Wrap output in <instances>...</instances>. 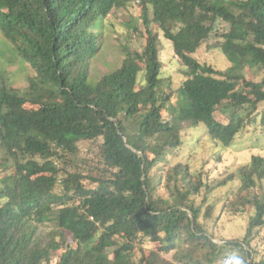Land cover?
<instances>
[{
    "label": "trees",
    "instance_id": "1",
    "mask_svg": "<svg viewBox=\"0 0 264 264\" xmlns=\"http://www.w3.org/2000/svg\"><path fill=\"white\" fill-rule=\"evenodd\" d=\"M134 3L120 63L95 75ZM220 22L229 68L196 56ZM0 31L31 71L19 88L0 70V264H264V156L218 176L167 158L185 121L224 146L258 119L264 132V0H0ZM218 205L244 216L243 236L211 233Z\"/></svg>",
    "mask_w": 264,
    "mask_h": 264
},
{
    "label": "rangeland",
    "instance_id": "2",
    "mask_svg": "<svg viewBox=\"0 0 264 264\" xmlns=\"http://www.w3.org/2000/svg\"><path fill=\"white\" fill-rule=\"evenodd\" d=\"M140 7L134 5L127 12L116 13L114 22L117 24V32L112 33V39L98 59L94 61L93 71L95 75H101L108 72L109 69L116 67L121 60V52L114 44L113 38H123L126 42L125 34H131L132 31L126 25V20L131 16L138 17ZM228 28L227 24L220 22L215 27V30L209 41L204 44L196 53V56L201 61H206L214 64L216 67L229 68L232 64L228 58L218 51L213 45L221 40V34ZM135 39L137 37H134ZM139 39V37H138ZM140 40V39H139ZM141 41V40H140ZM127 43V42H126ZM14 50L6 43L5 37L0 31V70L5 67L9 71L15 70V76L10 77V86L22 88L25 85L27 77L31 73L29 66L25 64L20 57L21 62L16 59L14 62ZM163 75L171 79L174 88L179 87L183 81V74L181 73L180 58L176 57L171 43L163 40L162 50ZM178 61V62H177ZM20 78V79H19ZM29 105V104H28ZM27 105V106H28ZM31 106V105H30ZM264 109V103L261 104L259 110ZM179 119L172 118V121L178 122ZM216 120L222 123H231V119L216 112ZM260 119L257 123H248L247 127L236 136L232 145L224 146L218 144L214 139H211L205 126L193 127L191 122L185 121L182 129L183 143L176 149L168 153L167 158L170 160V165L177 162H184L190 165L193 172L197 173L200 170H208L210 176H218L221 172H225L231 166L247 165L251 157L255 154L264 156V132H262V125ZM81 154L85 157H94L96 148L91 141H84L80 143ZM75 169V168H72ZM161 193L164 189L160 188ZM160 192V191H159ZM221 205H218L215 216H218L216 223L210 222L211 233L214 234L217 240L230 239L241 237L245 233L246 219L242 215H230L221 211ZM52 230V227H47V230ZM71 240V239H70ZM254 244L264 252V231L257 236ZM151 246L158 247V242H152ZM63 250L57 251L60 254ZM56 256V257H57Z\"/></svg>",
    "mask_w": 264,
    "mask_h": 264
},
{
    "label": "clouds",
    "instance_id": "3",
    "mask_svg": "<svg viewBox=\"0 0 264 264\" xmlns=\"http://www.w3.org/2000/svg\"><path fill=\"white\" fill-rule=\"evenodd\" d=\"M236 264H241V262L240 261H236Z\"/></svg>",
    "mask_w": 264,
    "mask_h": 264
}]
</instances>
